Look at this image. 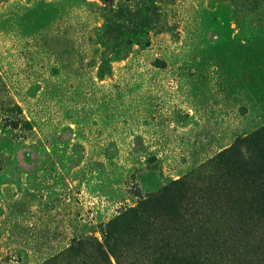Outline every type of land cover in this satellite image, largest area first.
Returning <instances> with one entry per match:
<instances>
[{
	"label": "rangeland",
	"instance_id": "1",
	"mask_svg": "<svg viewBox=\"0 0 264 264\" xmlns=\"http://www.w3.org/2000/svg\"><path fill=\"white\" fill-rule=\"evenodd\" d=\"M262 130L264 0H0V264H264Z\"/></svg>",
	"mask_w": 264,
	"mask_h": 264
},
{
	"label": "trees",
	"instance_id": "2",
	"mask_svg": "<svg viewBox=\"0 0 264 264\" xmlns=\"http://www.w3.org/2000/svg\"><path fill=\"white\" fill-rule=\"evenodd\" d=\"M258 135H259L260 139H261L262 141H264V130H262L261 132H259ZM262 180H263V177H261V178L259 179L260 182H262ZM255 203H256V204H259V201L257 200ZM260 208L263 209L262 206H260Z\"/></svg>",
	"mask_w": 264,
	"mask_h": 264
}]
</instances>
